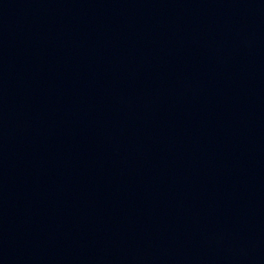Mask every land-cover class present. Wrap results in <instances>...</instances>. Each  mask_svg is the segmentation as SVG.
Instances as JSON below:
<instances>
[{
  "label": "water",
  "instance_id": "95a60500",
  "mask_svg": "<svg viewBox=\"0 0 264 264\" xmlns=\"http://www.w3.org/2000/svg\"><path fill=\"white\" fill-rule=\"evenodd\" d=\"M0 264H264V0H0Z\"/></svg>",
  "mask_w": 264,
  "mask_h": 264
}]
</instances>
